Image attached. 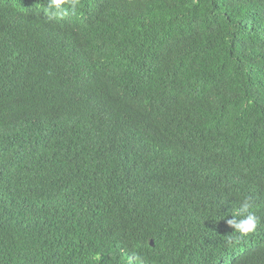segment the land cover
Wrapping results in <instances>:
<instances>
[{"label":"trees","instance_id":"16d2710c","mask_svg":"<svg viewBox=\"0 0 264 264\" xmlns=\"http://www.w3.org/2000/svg\"><path fill=\"white\" fill-rule=\"evenodd\" d=\"M45 4L0 0V264H264V0Z\"/></svg>","mask_w":264,"mask_h":264},{"label":"clouds","instance_id":"9594fccd","mask_svg":"<svg viewBox=\"0 0 264 264\" xmlns=\"http://www.w3.org/2000/svg\"><path fill=\"white\" fill-rule=\"evenodd\" d=\"M80 0H47V4L41 5V10L48 20H58L69 14V11L75 14ZM254 198L250 195L244 196L240 206L232 213V218L227 223L234 229L232 235L226 238V245L231 247L239 243L241 239L254 233L260 224V217L255 214ZM95 259H99V254ZM126 264H144L142 255L133 251L126 257Z\"/></svg>","mask_w":264,"mask_h":264},{"label":"water","instance_id":"95a60500","mask_svg":"<svg viewBox=\"0 0 264 264\" xmlns=\"http://www.w3.org/2000/svg\"><path fill=\"white\" fill-rule=\"evenodd\" d=\"M152 244H153V242H152Z\"/></svg>","mask_w":264,"mask_h":264}]
</instances>
